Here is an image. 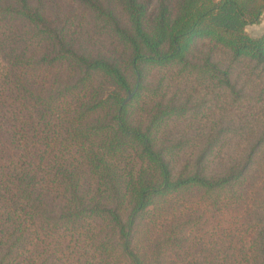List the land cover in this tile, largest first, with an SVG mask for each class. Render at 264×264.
Instances as JSON below:
<instances>
[{"label":"trees","instance_id":"trees-1","mask_svg":"<svg viewBox=\"0 0 264 264\" xmlns=\"http://www.w3.org/2000/svg\"><path fill=\"white\" fill-rule=\"evenodd\" d=\"M263 17L0 0V264H264Z\"/></svg>","mask_w":264,"mask_h":264},{"label":"rangeland","instance_id":"rangeland-1","mask_svg":"<svg viewBox=\"0 0 264 264\" xmlns=\"http://www.w3.org/2000/svg\"><path fill=\"white\" fill-rule=\"evenodd\" d=\"M247 32L251 35V36H260L261 34L264 33V17L262 19V22L260 24L257 25H251L247 28ZM243 80H241L240 82H238V86H241V82ZM246 92H249L247 89H245Z\"/></svg>","mask_w":264,"mask_h":264}]
</instances>
